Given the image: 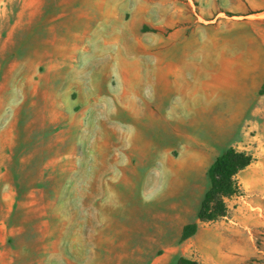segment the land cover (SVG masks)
Here are the masks:
<instances>
[{"label":"rangeland","instance_id":"374dc122","mask_svg":"<svg viewBox=\"0 0 264 264\" xmlns=\"http://www.w3.org/2000/svg\"><path fill=\"white\" fill-rule=\"evenodd\" d=\"M262 12L0 0V264H264ZM230 147L255 161L227 216L201 222Z\"/></svg>","mask_w":264,"mask_h":264},{"label":"trees","instance_id":"16d2710c","mask_svg":"<svg viewBox=\"0 0 264 264\" xmlns=\"http://www.w3.org/2000/svg\"><path fill=\"white\" fill-rule=\"evenodd\" d=\"M264 93V88L260 94ZM255 161L254 157L244 151L230 147L216 157L209 169L210 186L205 192L197 219L201 222H213L226 217L229 211L227 200L240 194L238 175ZM198 231V223L183 227V241L193 237ZM178 264H198L197 262L180 259Z\"/></svg>","mask_w":264,"mask_h":264},{"label":"crops","instance_id":"0c3cea01","mask_svg":"<svg viewBox=\"0 0 264 264\" xmlns=\"http://www.w3.org/2000/svg\"><path fill=\"white\" fill-rule=\"evenodd\" d=\"M251 16H254L253 14ZM258 16H264V12L262 13H259ZM213 103L212 105H214L213 107H217V104L218 105H221V103H223V105L221 107H224V108H234L235 104L237 103V101L235 100V98H216V99H212ZM209 104L211 105V102L209 101ZM230 113H235V112H232V111H229ZM238 178V177H237ZM239 183V182H238ZM240 186V184H239ZM228 201V200H227Z\"/></svg>","mask_w":264,"mask_h":264}]
</instances>
